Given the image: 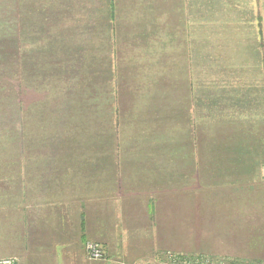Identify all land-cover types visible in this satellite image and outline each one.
Wrapping results in <instances>:
<instances>
[{"label":"crops","instance_id":"obj_1","mask_svg":"<svg viewBox=\"0 0 264 264\" xmlns=\"http://www.w3.org/2000/svg\"><path fill=\"white\" fill-rule=\"evenodd\" d=\"M194 2L201 6L194 7ZM128 11L141 20L142 26L140 21L130 25L131 18L126 21ZM96 27L144 32L160 29L153 31L155 38L159 34L152 43L153 55L135 59L143 63L140 66L147 67L148 57H153L155 63L153 60L150 64L160 68L156 69V76L163 71V59L169 63L170 69L164 68L170 78L169 128L176 132L177 139L180 135L187 145L191 144V148L187 146L179 153L176 140L171 142L170 153H153L144 164H136L138 171L153 174L135 177L144 185H131L130 178L123 175L119 161H124V153L85 152L84 148L103 146L100 143L104 137L98 135L101 129L97 124L93 130L80 128L79 133H68L70 148L66 152L74 155L73 163L54 156L49 162L27 148L29 154L15 156L14 162L7 159L6 163L14 165L20 157L16 164L26 168L25 159L27 163L37 160L36 170L24 181L20 176L14 178L7 170L0 173V238L19 248L18 233L28 235L43 229L47 237L58 234L59 239L79 244L96 241L104 251L111 252L114 242L126 238L137 240L142 237L138 235L140 232L148 231L146 241L164 236L170 240L172 250L228 259L243 257L242 245L251 244L244 237L258 228L261 234L264 232V203L252 208L236 200L241 199L240 173L252 169L255 174L264 163V45L256 30L264 34V0H0V29ZM48 41L45 38L43 48ZM151 41H137L136 45H142V50L149 49ZM57 44L58 49L63 48L64 42ZM165 88L157 93L165 96ZM150 93L144 89L143 94ZM71 127L74 128L73 124ZM55 130L49 133L54 135ZM223 130L231 133L225 134ZM233 134L249 143L243 152L236 148L238 142ZM25 140L18 139L21 143ZM33 145L37 149L38 143ZM107 145L111 151L113 145ZM210 145L226 146V153L206 147ZM98 159L101 160L97 162ZM59 168L65 171L60 172ZM167 169L172 173L161 178V172ZM2 173L6 174L3 179ZM226 173L230 181L225 186L220 175ZM219 181L221 186L217 185ZM212 186H216L212 190H220L227 196V203L204 201V194ZM179 193L187 195L186 201L178 200L182 197L179 198ZM195 193L201 195L200 199L190 197ZM74 195L80 201H74ZM82 203L86 208H81ZM135 203L141 206L138 214L129 207ZM167 206H170L169 218L164 214ZM225 206H229L228 212L224 211ZM246 209L252 211L246 213ZM29 210L39 212L32 215L33 222L25 218ZM164 219L167 224L162 229ZM260 240V243L264 241ZM30 262L34 263V258ZM39 262L43 261H35Z\"/></svg>","mask_w":264,"mask_h":264},{"label":"rangeland","instance_id":"obj_2","mask_svg":"<svg viewBox=\"0 0 264 264\" xmlns=\"http://www.w3.org/2000/svg\"><path fill=\"white\" fill-rule=\"evenodd\" d=\"M199 6L201 5L194 2V7ZM126 15L127 22L131 18L130 25L141 22L129 11ZM96 28L0 29V173L7 170L11 172L14 178L20 176L24 181L25 177L37 167V160L34 162L30 160L31 165L25 159L26 168L16 164V162H20V157L16 158L14 165H8L6 162L10 158H12L10 162H14L15 156L28 153L27 148L34 151L33 155L43 157L46 160L49 159V162L54 157L58 159L64 157L73 163L74 155L71 151L66 152L70 148L71 135L68 133L80 128L93 130L95 124L98 125V129L99 127L101 129L98 135L104 137L100 143L103 146L83 147L86 151L81 150L88 151L91 155H105L110 152H113V155L124 153L125 156H122L124 161H119V164L122 166L123 175L130 178L124 177V180L129 179L131 185H144L135 177L153 175L152 172L135 169L136 164L142 165L150 160L148 155L170 153L171 142L176 143V140L179 153H183L185 147L191 148V144L187 145V142L180 135L177 139L176 132L172 133L170 128L162 123L161 119L160 124L156 122L155 115L157 112L161 118H169L171 105L168 84L170 78L168 76L169 71L164 69H170L169 63L164 62L163 59L161 68L163 71H160L157 77L156 69L160 68L150 64L154 60L153 57L150 56L152 61L148 57L147 67L140 66L143 63H139V60L135 59L136 56L145 58L149 53L153 55L152 43L156 38H159V34L156 38L154 37L153 31L158 32L160 29H146L147 31L144 32L143 29ZM256 30L260 34H258L260 42L264 45V34L260 32V29ZM45 38L49 41L43 48L42 44ZM66 38L74 42L76 48L71 49L70 44H68L58 49L57 43ZM146 40H152L149 43L151 48L142 50V45H136L137 41L146 42ZM14 42L19 45V48ZM23 78L26 79L21 80ZM152 84L154 86H150ZM149 88L151 91H148ZM164 88L165 96H160L158 90L161 91ZM144 89L147 92H152V94H143ZM23 98H25L24 101ZM152 106H156V108L151 109ZM107 114L111 117H107ZM72 124L74 128L71 127ZM230 126L232 127L231 122ZM51 129H56L54 135L49 133ZM77 132L79 133V131ZM177 132L178 134L181 132L180 128ZM222 132L231 133V131L225 130ZM233 135L238 142L236 148L239 152H243L249 143L242 140V136L238 138L235 134ZM81 137L84 138V134ZM88 137L91 136L88 135ZM18 139H27L22 141L26 145L22 146ZM37 139L39 140L36 142ZM71 141L73 140L71 139ZM36 143H38L37 149L33 145ZM107 143L113 145L111 151L107 150L110 148ZM73 147L76 149L75 146ZM206 147L226 153V146H219L218 148L210 145ZM100 160L98 159L97 162ZM163 164L168 167L167 162H163ZM262 165L263 168L255 171L256 175L252 169L247 173L245 171L240 173L242 177V184L239 188L241 199L236 200L241 203H248L243 205H250L249 207L253 208L259 206V202L264 203V163ZM16 170H18L17 173ZM59 170L60 172L65 171L63 168H59ZM171 173L172 171L168 169L162 171L161 178H168ZM1 175L2 179L6 177L5 173ZM167 181L168 179L166 183ZM220 181L226 186L230 181L229 174H221ZM220 181L217 183L218 186H221ZM212 188H216V186L209 187L211 190L204 194V201L219 202L223 200L225 202L226 195H222V191L212 190ZM181 196L179 193V198ZM186 196L184 195L178 200L184 202ZM190 197L200 199L201 195L195 193ZM74 201H80L78 195H74ZM137 204H130L129 206L130 208L133 207L134 214L140 213L141 206ZM81 205V208H86L83 203ZM169 209L170 206H167L166 212L162 210L167 218L170 214ZM31 211L29 210L30 213L26 214L25 218L33 222L32 215H37L39 212L34 210L31 213ZM224 211L228 212L229 206H225ZM241 211L244 212L245 210ZM247 211L252 210L246 209V213H249ZM201 212L199 210V214ZM210 213L218 214L219 211H210ZM166 224L167 219H164L162 229H165ZM147 232H140L138 234L142 236L140 238H136L137 235H135L137 240L130 241L126 238L114 242L115 248L111 252L104 251L103 246L96 241H84V243L79 244L80 242H66L64 238L59 239L58 234L47 237L45 234L48 233L43 229L40 233L38 230L31 231L28 235L25 233L28 238L18 233L16 237L19 240V248H16L6 238H0V261L6 260L7 264L264 263V241L260 243L262 241L260 239H264V232L261 234L259 228L244 237V241L246 239L251 244L245 242L242 245L245 255L238 259L172 250L170 240L165 239L164 236L160 240L146 241L149 238ZM151 238H154L153 234H151ZM155 238L158 239L157 235ZM142 239L145 241H140ZM256 240L259 243H256ZM78 244L79 247L73 249ZM91 244L97 246L100 251L99 256L92 255L91 249L94 248H91ZM32 245L35 247L32 248ZM52 247L63 249V251H54ZM173 248L176 249V247ZM26 253H29L28 258H25ZM33 258L34 263L30 262ZM36 260L43 262L35 263Z\"/></svg>","mask_w":264,"mask_h":264},{"label":"trees","instance_id":"obj_3","mask_svg":"<svg viewBox=\"0 0 264 264\" xmlns=\"http://www.w3.org/2000/svg\"><path fill=\"white\" fill-rule=\"evenodd\" d=\"M63 40V39H62ZM67 40V41H66ZM61 42V44L64 42V46L65 45H68V44H70L69 46H70V48L72 49V48H76V45H74L75 43L74 42H71V41H69L67 38L66 39H64L63 41H60ZM63 45H61L62 47H64ZM69 46L67 47L68 49H69ZM26 78H23V79H21V80H25ZM150 94H152V93H150ZM26 98V97H25ZM25 98H23V101L25 100ZM27 107V106H26ZM149 107V106H148ZM156 108V106H152V108L151 109H155ZM155 117H156V122H157V124H160V119H161V121H162V123H164L166 126H170V119L169 118H161L160 116H158V112L156 113V115H155ZM165 148H166V146H165ZM232 262V261H231ZM234 262H232V264H233Z\"/></svg>","mask_w":264,"mask_h":264},{"label":"built area","instance_id":"obj_4","mask_svg":"<svg viewBox=\"0 0 264 264\" xmlns=\"http://www.w3.org/2000/svg\"><path fill=\"white\" fill-rule=\"evenodd\" d=\"M90 246H91V248H94V249H91L92 255L95 256V257L99 256L100 251L98 250L97 246L96 245H92V244ZM0 264H7V261L6 260H2V261H0ZM261 264H264V263H261Z\"/></svg>","mask_w":264,"mask_h":264}]
</instances>
